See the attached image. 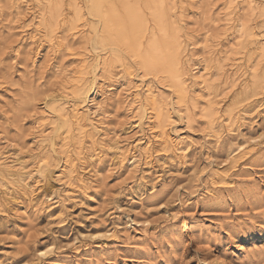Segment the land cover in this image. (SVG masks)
<instances>
[{
	"label": "rangeland",
	"instance_id": "obj_1",
	"mask_svg": "<svg viewBox=\"0 0 264 264\" xmlns=\"http://www.w3.org/2000/svg\"><path fill=\"white\" fill-rule=\"evenodd\" d=\"M0 264H264V0H0Z\"/></svg>",
	"mask_w": 264,
	"mask_h": 264
},
{
	"label": "bare ground",
	"instance_id": "obj_2",
	"mask_svg": "<svg viewBox=\"0 0 264 264\" xmlns=\"http://www.w3.org/2000/svg\"><path fill=\"white\" fill-rule=\"evenodd\" d=\"M154 49H155V47H154Z\"/></svg>",
	"mask_w": 264,
	"mask_h": 264
}]
</instances>
